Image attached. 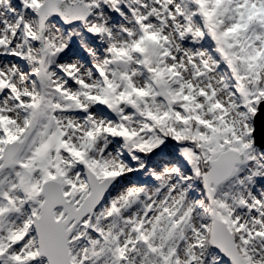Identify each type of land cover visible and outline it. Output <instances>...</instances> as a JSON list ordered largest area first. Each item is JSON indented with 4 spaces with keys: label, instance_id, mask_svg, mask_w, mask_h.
Listing matches in <instances>:
<instances>
[{
    "label": "snow or ice",
    "instance_id": "1",
    "mask_svg": "<svg viewBox=\"0 0 264 264\" xmlns=\"http://www.w3.org/2000/svg\"><path fill=\"white\" fill-rule=\"evenodd\" d=\"M0 264H264V0H0Z\"/></svg>",
    "mask_w": 264,
    "mask_h": 264
}]
</instances>
